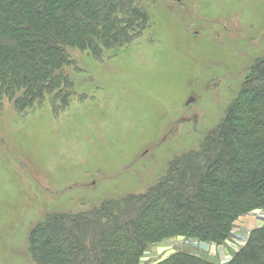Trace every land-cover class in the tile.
<instances>
[{
  "label": "rangeland",
  "instance_id": "1",
  "mask_svg": "<svg viewBox=\"0 0 264 264\" xmlns=\"http://www.w3.org/2000/svg\"><path fill=\"white\" fill-rule=\"evenodd\" d=\"M136 5L152 24L131 48L101 64L71 51L77 92L88 101L59 117L47 104L26 116L8 102L0 108V264H33L29 234L47 213L146 193L220 126L264 53V0ZM233 233L247 237L249 229ZM182 241L152 246L142 264L195 246L213 261L229 259L225 248Z\"/></svg>",
  "mask_w": 264,
  "mask_h": 264
},
{
  "label": "trees",
  "instance_id": "2",
  "mask_svg": "<svg viewBox=\"0 0 264 264\" xmlns=\"http://www.w3.org/2000/svg\"><path fill=\"white\" fill-rule=\"evenodd\" d=\"M136 0H0V108L26 116L46 104L54 117L84 103L71 51L96 63L131 48L151 25ZM264 210V53L255 58L220 126L168 166L146 193L89 210L46 214L31 230L33 264H142L152 246L183 239L217 247L234 224ZM193 249H195L193 247ZM177 250L155 264H264V226L227 262Z\"/></svg>",
  "mask_w": 264,
  "mask_h": 264
},
{
  "label": "crops",
  "instance_id": "3",
  "mask_svg": "<svg viewBox=\"0 0 264 264\" xmlns=\"http://www.w3.org/2000/svg\"><path fill=\"white\" fill-rule=\"evenodd\" d=\"M257 215H258V212L256 211V212H252V213H250L249 215L247 214L246 216H244V217H241L240 219H239V221H237L235 224H234V226H233V229H234V231L235 230H237V231H240V232H246V230H248L249 229V232L250 231H252L253 229H255V228H259V227H262L264 224H262L260 221H258V217H257ZM239 238H242L241 236H238ZM179 239H174V240H167V241H165V242H167L166 243V245L163 247V249H167V248H169L168 247V244L170 243V245L171 244H173V245H178V246H180V244H181V242H183L182 240L181 241H178ZM243 241H241V243H242ZM164 243V242H163ZM229 247V248H228ZM221 248H225L226 249V251H227V256H225V257H222L223 259L224 258H231V256L235 253V252H237L238 251V247L236 246V245H231V243L229 242V243H227L225 246H223V247H221ZM215 253V252H214ZM223 254V253H222ZM221 255V254H220ZM224 255V254H223ZM228 259V260H229ZM225 260V259H224ZM226 261V260H225ZM225 261H222V262H225Z\"/></svg>",
  "mask_w": 264,
  "mask_h": 264
},
{
  "label": "built area",
  "instance_id": "4",
  "mask_svg": "<svg viewBox=\"0 0 264 264\" xmlns=\"http://www.w3.org/2000/svg\"><path fill=\"white\" fill-rule=\"evenodd\" d=\"M202 249L203 251H206L208 250L209 248H213L214 246L213 245H210L208 243H197ZM203 246V247H202Z\"/></svg>",
  "mask_w": 264,
  "mask_h": 264
},
{
  "label": "water",
  "instance_id": "5",
  "mask_svg": "<svg viewBox=\"0 0 264 264\" xmlns=\"http://www.w3.org/2000/svg\"><path fill=\"white\" fill-rule=\"evenodd\" d=\"M192 101V100H191Z\"/></svg>",
  "mask_w": 264,
  "mask_h": 264
}]
</instances>
